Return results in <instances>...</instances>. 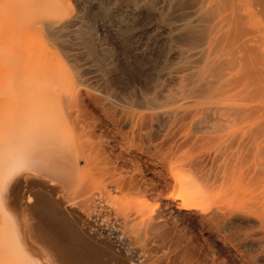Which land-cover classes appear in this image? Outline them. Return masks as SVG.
I'll return each mask as SVG.
<instances>
[{"label":"rangeland","instance_id":"obj_1","mask_svg":"<svg viewBox=\"0 0 264 264\" xmlns=\"http://www.w3.org/2000/svg\"><path fill=\"white\" fill-rule=\"evenodd\" d=\"M244 1L248 11L241 7L243 14L249 17L251 9L260 15L250 0ZM58 2L61 18H77L86 36L72 28L62 35L38 28L23 41H38L43 57L46 48L50 51L48 77L67 98L59 102L61 110L67 112L71 96V109L76 107L79 116L76 123L61 125V149L51 151L48 160L34 159L38 173L27 159L16 168L9 157L15 151L7 133L23 121L29 105L19 94L23 91L16 90L25 77H7L15 66L12 48H17L11 41L0 46V250H10L0 264H61L55 263L53 242H47L51 234L30 211L40 198L50 204L44 206L54 212L47 209L52 218L67 224L68 237L80 234L101 248L102 264H264V204L259 201L264 140H248L249 123L225 109L232 102L224 100L228 92L223 82L238 74L237 66L227 63L239 53L228 47L231 38L228 44L221 39L212 44L209 59L194 53L198 34L183 33L192 23L194 0H44V6L32 9L52 16ZM14 7L13 0H0V34ZM245 16L254 21L247 26L260 18L264 25L263 17ZM244 24L247 32L260 33L259 27ZM250 36L256 38L232 39L239 44ZM257 38L264 41V36ZM254 45L252 56L259 59ZM258 46L263 53L264 45ZM25 52L21 49L15 62L34 69L38 59ZM208 60L216 71L201 75ZM175 174L186 175L191 184L176 186ZM17 183L21 186L15 189ZM187 189L197 196L184 197Z\"/></svg>","mask_w":264,"mask_h":264},{"label":"bare ground","instance_id":"obj_2","mask_svg":"<svg viewBox=\"0 0 264 264\" xmlns=\"http://www.w3.org/2000/svg\"><path fill=\"white\" fill-rule=\"evenodd\" d=\"M194 1H196V5H195L196 7H195L193 13H191L193 16L192 23H191V25H189L190 26L189 29L183 31V33H185L187 31L190 34H192L193 32L196 35L198 34L197 35L198 37L195 36L196 37L195 39L197 40V47L198 48L194 53L197 54L199 57H204V58H208L211 55L212 44L214 47L215 44L217 43V41H219V39H221V41H220L221 43L222 42L225 43V40H226V43L228 44L229 39L227 41V38H231V41H230V44L228 47L231 46V47H233V49L235 48V50H237V52L239 51L240 54L238 53V55H237L235 53L237 56L236 57L233 56L232 59L227 60V63H228L229 68H235V66H237L236 67L237 69L235 68V70H237V71H234V73L238 72V74L236 73L237 76H231L232 75V73H231V74H229L231 77H229V75L227 74V76L229 78L226 77L227 78V79H225L226 82L225 81L223 82V83H225L224 86L226 87V90L228 92V94L226 95L224 100H228L227 102H230V103L232 102V104L228 103L229 106H226V107L224 106V107L226 110H229V111L239 115V118H241L243 121L249 123L250 128L248 127V131L249 130L250 131L249 132L247 131V132H248V135L250 136V138H248V140L251 139L252 141H257L259 139L260 141H262V140H264L262 138V137H264V58H262L264 56V52H263L264 49L262 51L263 53H261L260 52L261 49H257L256 47H257V45H259L258 47H263V45H264V43H263L264 38L262 40L263 42H261L257 38V36H259L261 38L264 36V34H263L264 32H262V30H261L264 25L261 24V20H260L261 19L260 17L264 18V0H250L253 4L251 7L254 6L253 9H255L256 11H259L261 16L260 15L257 16L256 14L254 15V13H256V12L253 13V12H251V9H250L251 15L249 17H248V14H243V11L240 10L241 7L243 8L245 5V4L242 5V3H245L244 0H243L244 2L241 0H194ZM13 2L15 3L14 9L16 11L13 12V10H12V15L9 16V18H8L9 21H7L8 26L0 34V46L5 45V44L8 45V44H10V41H11V42H14L13 44L17 48L16 51L14 48H12L14 52H12L11 60H10V62L12 64H14L16 67L14 66V69L10 73H8L7 77L9 79L15 78L17 76H24L25 77V79L23 81L16 83V90L24 92V89H25V93L19 92V94L21 93V95L27 100V103L25 102L26 104H24V105L25 106L29 105V106L28 107L26 106L28 109H26V108L23 109L24 116H25V118H23V121H17L14 123V124L17 123V126H16L17 128L14 131H10L8 133L6 132L7 135L11 138V140L8 139L9 144H10L9 146L12 149H14V151H15L14 154H12L10 156L8 155V156L10 158H12V160H13L12 163L16 162L13 165V166H16V168H17L18 161L20 162L23 159H27V165L32 167L30 169L35 170V168H37L38 165L35 163L34 159L36 161L48 160V155L51 154V151H55L56 149L62 148L61 143L63 141L60 143V140H59L60 139L59 133H61L60 127L64 123H68V124H69V122L70 123H76L77 118L79 116V113H78L79 111L76 110V107H74L75 108L74 110L71 109V107H73L74 105H73L71 96H69V99H68L69 104L66 105V111L67 112L65 114L62 112L59 102L64 101L67 98L64 97V99H63V95H61L57 91L58 87L55 86V85H57V83L54 85L53 83H51V81L48 77V70L47 69L49 66L48 64L51 60L50 59V53H49L50 51L48 52L47 48H46V50H44L46 52V55L43 57V56H41V52H42L41 48L36 44V43H38V41L35 43H31V42H29V40L28 41L26 40L27 42H24L23 39H25V37L28 36L31 32L38 30V28L39 29L43 28V30H45L50 35H57V34L62 35L65 31H68L70 28H72L73 31H77L78 33L82 34L83 36H86L87 33H84L82 31L83 30V24L80 23L81 21H79L74 16H72L68 19H62L61 18V16L59 14H61L63 6L61 7L62 4L59 2L57 4L59 6L54 7V13L52 16L46 14L45 12H40L41 11L40 9H37L36 11L34 10V8L32 9V7H35V6L36 7L39 5L44 6V4H43L44 0H13ZM53 2H55V1H53ZM62 2H63V0H62ZM25 3L27 4V6H31L30 10H28V11L22 10L23 7L21 4H25ZM193 3H195V2H193ZM246 8L248 9V6ZM246 8H245V10H247ZM38 10H39V12H37ZM8 11H9V9H8ZM238 13L241 15H244V16L246 15L248 18H251V17L253 18V16H254V18L258 17L260 19L255 20L256 23H254V24H256V25L247 26V23L249 22V20L248 19H245V20L242 19L244 16L241 18V16ZM252 21H253V19H252ZM257 21L260 22V24ZM262 21H263L262 23H264L263 19H262ZM253 22H251V19H250L249 25H253ZM257 23L259 25H262V28H261V26L257 25ZM243 24L246 25L247 27H251L252 29L253 28L256 29L259 27L260 33L256 32V31H258V29H256L255 32L254 31L247 32L248 30H246V28L243 26ZM179 26H181V25L179 24ZM183 26H185V25H183ZM73 27H74V29H73ZM177 27H178V25H177ZM168 28H170V27H168ZM185 29H186V27H185ZM221 29H223V30H222V32H220L219 36L216 35V32L218 31L217 32V34H218L219 30H221ZM263 30H264V28H263ZM261 32H262L263 36H262ZM176 33H178V32H176ZM248 33L250 35L253 34V36H255L257 38L258 42H256V40H255L256 38L253 37L254 38L253 39L252 36H250V37L255 42L252 41V39H245V40L239 41V44H238L237 40L236 41L233 40L234 38L238 39L242 36L247 38V36L249 37ZM254 33L255 34L258 33L260 35H255ZM245 34H248V35L246 36ZM30 35H32V34H30ZM36 35L37 34H35V38H36ZM223 36L225 37L224 40H222ZM250 40L254 44L255 43H258V44H256V46L254 44H251ZM259 41H260V43H259ZM188 42L190 43V41H188ZM234 42H236V43H234ZM247 42H249V43L247 44ZM191 43H192V41H191ZM227 44H225V45L227 46ZM233 44H234V46H233ZM235 44L237 45V47L235 46ZM249 44L252 46L254 45V47H253L254 50L259 52V53H257L255 51L257 54H260V55H258L259 59L257 57L252 56V50H251L252 46H250ZM225 47L223 46V48H225ZM21 49L22 50L24 49V54H26L25 51H27V55L29 54V56L31 55V56H33V58L36 57L38 59V65L34 69H29L26 66L23 67V66H21L15 62L16 57L18 56V53ZM174 51L176 52V50H174ZM47 52L49 53V56H48L49 58L47 57V54H48ZM177 54H178V52H177ZM262 54H263V56H262ZM35 60H33V61L35 62ZM53 61H52V63H53ZM211 62H212V60H208L205 63V67L201 71V75L206 74L208 70H212L210 67ZM220 62H221V60H220ZM54 64H56L55 61H54ZM219 64H221V63H219ZM213 65H214V63H213ZM214 66H213V68H214ZM222 67H224V66H222ZM215 71L212 70L210 72L213 73ZM231 71H233V70H231ZM221 74H222V76L224 75L223 73H221ZM221 74H220V77H221ZM207 75H208V73H207ZM215 76H217L216 73H215ZM217 78H219V77H217ZM32 83H33V85L36 83V86L32 87L33 86ZM223 83H221V85ZM27 85H29L28 88H27ZM197 86L198 85H196V87ZM200 86H201V84H200ZM220 87H222V86H220ZM220 87L218 85V89ZM211 89H212V87H211ZM14 90H15V88H14ZM215 91H217V90H215ZM225 91H223V92L225 93ZM215 93H218V92H215ZM201 95H199V97L203 96V95L202 96ZM213 95H214V93L212 94V96ZM20 96H18V97H20ZM18 97H17V99H18ZM190 98H192V97L190 96ZM204 98H205V96H204ZM21 99H22V97H21ZM74 99H75V97H74ZM76 99L73 101L75 102ZM188 99H189V97H188ZM9 101L11 102V100H9ZM17 101H19V99ZM28 102H29V104H28ZM65 102H66V100H65ZM19 104H20V102H19ZM11 109L13 110L12 107H11ZM16 114L13 113L12 114V115H14L13 117H19V116H20V118L24 117V116H21V114L18 116H15ZM18 114H19V112H18ZM80 115H82V114H80ZM236 120H238V119L236 118ZM13 121H14V119H13ZM71 125H73V124H71ZM74 129H75V127H74ZM78 130H79V127H78ZM1 135H3V134H1ZM3 137H4L3 139L5 140V135H3ZM66 137L69 138L68 135ZM246 140H247V138H246ZM6 141L7 140H5V142ZM66 143H64V144H66ZM63 146H65V145H63ZM27 152H30V153H27ZM29 157H31L32 163H29L30 162ZM33 164L35 166H33ZM22 167H24V166H22ZM37 169H39V168H37ZM33 170H31V171H33ZM40 172L41 171H39V173ZM36 173H38V171H36ZM175 176H176L175 181L177 184L176 186H180V187L186 186V183L189 182V178L186 175L175 174ZM189 183L187 185L188 189L191 188L190 187L191 183L190 184ZM21 184L19 185V183H17L15 185V189L18 188V185L21 186ZM6 186H8V185H6ZM22 186H23V184H22ZM188 189L186 191L184 190L185 192L183 190H181V192L183 191L185 193V194H183V195H185L184 197H189V196L192 197L193 195L197 196V193H195L194 190L191 189V191H188ZM193 189H197V188H193ZM12 190H14V189H12ZM38 190H41V189L39 188ZM10 192H11V190H10ZM181 192H180V195H181ZM260 193H261V199H259V201H260V204L262 205V204H264V184L260 187ZM32 194L33 193H31V195ZM177 194L179 195V192H177ZM200 194H201V192H200ZM202 194H204V193H202ZM198 197H199V195H198ZM193 198L195 199V197H193ZM42 200L43 199L40 198L38 200V201H40L39 203H35L33 205H30V211L35 216V219H37V220H35L36 224L42 225L46 229V231L51 234L50 236L52 239H49V237H50L49 236L48 237L49 240L47 239L48 240L47 242L49 243L51 240L53 242V245L55 244L54 246L51 244L53 251L56 253L55 256L57 255V257H58V260L55 261V263H57L60 260L61 264H102L104 261H101V256L99 253L101 248H99L97 246L99 248V251H98L97 248H95L96 246L93 247L92 244L89 243L88 241H86L84 239V237L80 234L77 237H75L76 236V234H75V236H74L75 238L74 237H71V238L68 237L65 234V232L67 231L65 226L67 224L63 223L60 219L57 220L58 219L57 214H55L57 219L52 218L51 215L54 212L53 213L50 212L51 208L50 209L47 208V209H49L48 212H50V214H51V215H49V213L47 212V209L45 208V206L48 207L50 204L46 205V204H44V202H42ZM184 200H187V199L185 198ZM191 201H193V200H191ZM50 203H52V202H50ZM257 203H258V200H257ZM28 206H29V204H28ZM180 208L184 209V206H180ZM53 210H55V209L53 208ZM55 212H56V210H55ZM58 213H59V211H58ZM60 214H58L59 217H60ZM55 215H53V216H55ZM70 215H72V214H70ZM73 216H75V215H73ZM236 216H239V214H237ZM68 221H69V219H68ZM72 225L70 224L71 227H72ZM70 228L68 229L69 231H70ZM40 230H38V232H40ZM40 233H42V232H40ZM44 233H43V235H45ZM72 233H74V232H72ZM36 234H38V233H36ZM33 240H34V238H33ZM41 245H42V243H41ZM47 249H49V248H47ZM53 251H51V252H53ZM46 252L48 253V251H46ZM102 253H103V251H102ZM9 254H10V250L8 248L0 250V257L1 258L3 256L8 257ZM47 258H49V257L47 256ZM53 258L54 257L52 256V260H53ZM50 260L51 259H49V261ZM104 260H105V258H104ZM29 261L31 262V264L32 263L37 264L36 262H34L35 260L34 261L29 260ZM52 263H54V261ZM110 263H112V262H110ZM116 263H113V264H116Z\"/></svg>","mask_w":264,"mask_h":264}]
</instances>
